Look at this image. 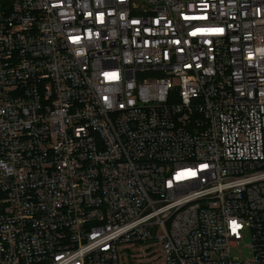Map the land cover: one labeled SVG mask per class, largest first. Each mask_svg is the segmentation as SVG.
<instances>
[{
  "label": "built area",
  "instance_id": "built-area-1",
  "mask_svg": "<svg viewBox=\"0 0 264 264\" xmlns=\"http://www.w3.org/2000/svg\"><path fill=\"white\" fill-rule=\"evenodd\" d=\"M150 239L264 264V0H0V264Z\"/></svg>",
  "mask_w": 264,
  "mask_h": 264
},
{
  "label": "rangeland",
  "instance_id": "rangeland-1",
  "mask_svg": "<svg viewBox=\"0 0 264 264\" xmlns=\"http://www.w3.org/2000/svg\"><path fill=\"white\" fill-rule=\"evenodd\" d=\"M251 233L244 231V238L241 242L232 247V255L240 259L251 256ZM121 264H165L161 246H156L154 240H147L134 245L121 246Z\"/></svg>",
  "mask_w": 264,
  "mask_h": 264
}]
</instances>
